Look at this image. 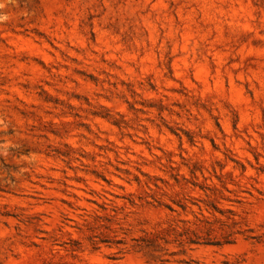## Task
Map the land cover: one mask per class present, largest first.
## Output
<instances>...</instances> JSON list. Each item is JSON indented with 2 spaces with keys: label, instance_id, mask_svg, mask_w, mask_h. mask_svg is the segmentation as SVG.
I'll use <instances>...</instances> for the list:
<instances>
[{
  "label": "rangeland",
  "instance_id": "374dc122",
  "mask_svg": "<svg viewBox=\"0 0 264 264\" xmlns=\"http://www.w3.org/2000/svg\"><path fill=\"white\" fill-rule=\"evenodd\" d=\"M0 264H264V0H0Z\"/></svg>",
  "mask_w": 264,
  "mask_h": 264
}]
</instances>
